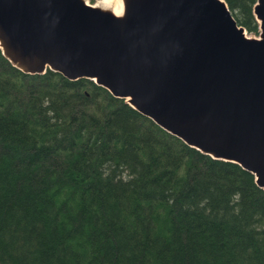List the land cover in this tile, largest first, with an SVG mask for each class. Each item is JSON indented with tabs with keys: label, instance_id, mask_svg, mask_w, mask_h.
Listing matches in <instances>:
<instances>
[{
	"label": "trees",
	"instance_id": "1",
	"mask_svg": "<svg viewBox=\"0 0 264 264\" xmlns=\"http://www.w3.org/2000/svg\"><path fill=\"white\" fill-rule=\"evenodd\" d=\"M256 1L224 0L254 35ZM0 264H264V191L92 81L0 50Z\"/></svg>",
	"mask_w": 264,
	"mask_h": 264
},
{
	"label": "water",
	"instance_id": "2",
	"mask_svg": "<svg viewBox=\"0 0 264 264\" xmlns=\"http://www.w3.org/2000/svg\"><path fill=\"white\" fill-rule=\"evenodd\" d=\"M0 0V50L17 70L86 79L264 191V0L247 37L224 0Z\"/></svg>",
	"mask_w": 264,
	"mask_h": 264
},
{
	"label": "bare ground",
	"instance_id": "3",
	"mask_svg": "<svg viewBox=\"0 0 264 264\" xmlns=\"http://www.w3.org/2000/svg\"><path fill=\"white\" fill-rule=\"evenodd\" d=\"M96 6L110 9L117 16H120L123 10L121 0H100L96 3Z\"/></svg>",
	"mask_w": 264,
	"mask_h": 264
},
{
	"label": "rangeland",
	"instance_id": "4",
	"mask_svg": "<svg viewBox=\"0 0 264 264\" xmlns=\"http://www.w3.org/2000/svg\"><path fill=\"white\" fill-rule=\"evenodd\" d=\"M89 2H90V4H92V5H94L95 3H97L98 1H100V0H88ZM246 36L247 37H254V38H258L259 37V35H254V34H249V33H247L246 32Z\"/></svg>",
	"mask_w": 264,
	"mask_h": 264
}]
</instances>
